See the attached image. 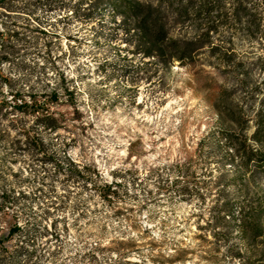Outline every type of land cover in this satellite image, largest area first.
<instances>
[{"label":"rangeland","instance_id":"1","mask_svg":"<svg viewBox=\"0 0 264 264\" xmlns=\"http://www.w3.org/2000/svg\"><path fill=\"white\" fill-rule=\"evenodd\" d=\"M50 1L32 16L45 32L0 68L73 89L77 108L54 105L51 132L18 114L35 141L0 121V264H264V228L244 240L235 224L219 251L197 236L219 193L235 216L264 208V166L246 157L264 154V0H130L157 6L190 49L171 63L142 57L113 7ZM75 170L112 183L110 200Z\"/></svg>","mask_w":264,"mask_h":264},{"label":"trees","instance_id":"2","mask_svg":"<svg viewBox=\"0 0 264 264\" xmlns=\"http://www.w3.org/2000/svg\"><path fill=\"white\" fill-rule=\"evenodd\" d=\"M87 1L90 2L84 8L86 16H90L91 10L94 8H100L102 3L117 10L121 20L127 25L125 33L133 30L132 35L136 37L135 46L142 57H154L158 61L171 63L173 60L183 61L190 56V49L184 45L185 42L171 39L168 36L165 29L166 18L164 19L159 13L157 6L149 4L144 7L145 5L139 1L130 0ZM51 4L50 0H0V65L4 62H11L13 55L18 52L17 44H26L31 33L45 32L41 28V22L36 19L37 17L32 18V16L37 11H52ZM11 13L26 16L28 19H25L24 23L10 21L8 18ZM29 19H32V22ZM2 84L8 88V93L0 96V121L4 117H10L9 121L17 129V135L24 137L25 140L35 141L40 138L31 128L17 124L16 116L18 114L34 117L38 126L51 132L61 126V119L54 111V105H58L64 98V104L77 108V99L73 89L69 90V87L59 85V83L47 81L42 85H25L11 75L5 74L0 68V85ZM18 140L19 138L16 139L17 142ZM53 157L50 156L48 160H55ZM246 157L248 162L252 161L258 166H264V154L259 156L253 151H248ZM74 172L76 181H81L84 187L88 182L92 183L94 193L103 200H110L111 194L114 193L112 183L98 184L82 171L75 170ZM177 192L184 194L181 189H178ZM247 208L248 212L246 213H243L245 208H240L239 213L242 214L238 216H235L231 209L225 205L220 210L219 193L209 208V218L203 225H198L199 229H203V233H199L197 236L207 242L210 241V238L213 239L209 249L213 251L220 249V235L232 233L235 224L244 240H248L250 236L257 237L260 235L261 229L264 228V208L260 204L255 208ZM19 230L20 225L15 224L10 230V235ZM132 242L129 240L126 243L129 245L128 248L132 247ZM92 248L96 250L100 247L95 245ZM127 252L125 251L124 254ZM186 252L185 247H178L174 250V255L180 259Z\"/></svg>","mask_w":264,"mask_h":264}]
</instances>
